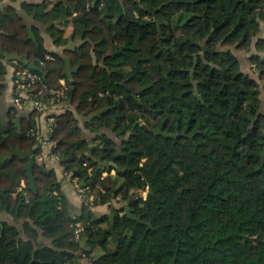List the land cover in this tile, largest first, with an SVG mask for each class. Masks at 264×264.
I'll use <instances>...</instances> for the list:
<instances>
[{
	"label": "trees",
	"instance_id": "trees-1",
	"mask_svg": "<svg viewBox=\"0 0 264 264\" xmlns=\"http://www.w3.org/2000/svg\"><path fill=\"white\" fill-rule=\"evenodd\" d=\"M21 10L53 23L46 31L58 47L66 40L55 24L70 21L80 45L46 60L19 14L0 9L2 52L27 53L0 55V99L4 64L39 76L30 94L44 102L65 79V100L98 136L90 146L72 111L49 131L64 175L87 189L72 215L55 172L36 162L39 112L19 130L13 116L0 119V214L11 218L0 220V264H264V0H58ZM10 147L33 150L35 190ZM146 188V200L131 196ZM119 194L140 222L113 211ZM98 205L114 214L115 242L102 235L109 216L90 210Z\"/></svg>",
	"mask_w": 264,
	"mask_h": 264
},
{
	"label": "crops",
	"instance_id": "crops-1",
	"mask_svg": "<svg viewBox=\"0 0 264 264\" xmlns=\"http://www.w3.org/2000/svg\"><path fill=\"white\" fill-rule=\"evenodd\" d=\"M58 0H15V1H9L4 0L0 3V9H4L6 7L13 8L19 15L20 21L23 23V25L26 27L27 32V39L30 40L33 44H36L37 41H39L46 51L48 52V55L50 54H56L59 56H64V54L68 51H72L75 48H77L80 45V41L74 40L72 36V26L71 22L67 23H56V27L63 32V37L66 40V44L62 46H55L53 40L49 37L47 34V28L51 27L53 25L50 24L48 26H43L40 23H37L34 21V16H30L25 14L21 10L22 4H32V5H38L41 3H46L48 6V9L52 8L54 3H56ZM260 28V37H264V21H261L259 23ZM28 29H31V35L32 38H30L28 34ZM20 48V46L18 45ZM3 54L5 59L7 61H14V60H25L27 53L23 56H19L16 53L12 55H8L5 52H2L0 47V55ZM18 56V59L10 60L8 58ZM249 56H245L247 59ZM244 58V57H243ZM241 60L242 58L239 57ZM6 75H5V92L3 97L0 99V119L3 123H7L9 121V118L13 116V123L16 129H20L23 120L27 117L28 113L31 110V106L29 103H25L22 107H17L13 104L12 98H13V82L15 79L14 76V70L10 64H4ZM68 76V75H67ZM70 77V76H69ZM70 81H72V78H69ZM60 88L57 90H54L56 92L55 97H51L50 99H45V103H49L52 99H54L53 104L49 106V111L47 113L41 114L38 113L36 117V127L38 128V134L40 135L42 141L44 144L40 146V154L36 157V162L39 164H42L46 170H52L55 172L60 191L62 195L65 197L69 211L72 215H81L84 201H85V193L87 189L84 188V184L78 182L76 180H71L70 177L64 175V169L61 165L62 160H58L54 156L51 155V148L52 145L48 142V136H49V128H50V119H55V116L62 115L66 111H72L74 112L76 119L79 121V125L82 128V136L85 140H87L90 143V146L93 145L94 140L98 136V132H91L87 129H84V123L88 122L90 118H84L77 116L75 113V106H72V104L65 100V95L71 90V86L68 85L67 81L65 79L59 80ZM19 118L18 123L16 122V119ZM107 173H103V177H105ZM110 175H114V171L110 172ZM23 186V183L21 184ZM80 189H85L81 191ZM102 191V190H101ZM103 192V191H102ZM88 199V204L93 202V197H86ZM91 212L94 214V216L100 220L104 218L105 216L110 215V207L109 205H98L95 207L90 208ZM0 220L11 222V218L6 214H0Z\"/></svg>",
	"mask_w": 264,
	"mask_h": 264
},
{
	"label": "built area",
	"instance_id": "built-area-1",
	"mask_svg": "<svg viewBox=\"0 0 264 264\" xmlns=\"http://www.w3.org/2000/svg\"><path fill=\"white\" fill-rule=\"evenodd\" d=\"M45 59L51 60L52 57L47 55ZM39 81H40L39 76H37L36 74L32 73L29 70L25 69V70L18 71L15 74V79L13 82L14 83L13 84V98H12L13 104L20 108L25 103H29L32 111H37L41 114L47 113L50 109L49 106L53 104L54 99H52L47 104L38 98L32 97V95L30 94V91L32 90L33 86ZM41 92L42 91H39V93ZM51 94H52V97L56 96L55 91H51ZM53 123H54V120L50 119L49 131L51 130ZM36 137H37V140L40 146L44 144L40 135H37ZM80 190L83 191L85 189H80ZM82 231H83V226L80 223H76V229L74 233L76 240H79Z\"/></svg>",
	"mask_w": 264,
	"mask_h": 264
},
{
	"label": "water",
	"instance_id": "water-1",
	"mask_svg": "<svg viewBox=\"0 0 264 264\" xmlns=\"http://www.w3.org/2000/svg\"><path fill=\"white\" fill-rule=\"evenodd\" d=\"M28 34H29L30 38H32L31 29H28ZM191 42L193 43V41H191ZM8 59H10V60L18 59V56H13V57H10ZM29 69L42 74V71L38 67H36L34 64H29ZM18 121H19V118L16 119L15 123H18ZM10 155L16 156L21 160H27V163H25L24 165L21 166V170L25 173V177L27 179L29 188L32 190H35L36 189V186H35V178L36 177L34 176L33 170H32L33 165L35 163L33 150L30 152H23L19 149L15 150L12 147H10ZM0 159H1V161H5V157H3L2 155H0ZM150 194H152L151 191H150ZM124 214L129 219L136 221V222H140L139 218H136L132 215L131 210L129 208L125 209ZM105 234L110 235L112 242H115L120 236V233L114 229V214H112V213L109 215V226H108V228L105 229L104 231H102V235H105Z\"/></svg>",
	"mask_w": 264,
	"mask_h": 264
},
{
	"label": "rangeland",
	"instance_id": "rangeland-1",
	"mask_svg": "<svg viewBox=\"0 0 264 264\" xmlns=\"http://www.w3.org/2000/svg\"><path fill=\"white\" fill-rule=\"evenodd\" d=\"M242 56H243V55H242ZM241 58H242V57H241ZM246 60H247V59H246L245 57L242 58V59H241L242 64L246 65V63H245ZM141 125L144 126L143 123H141ZM116 141H118V140H116ZM105 167H106V166H105ZM119 183H120V181H119ZM149 194H150V191L146 188L144 191H140V192H138V193H133V194H131V196H133L135 200L142 199V200L144 201V200H146V198H147V196H148ZM112 208H113V211H115V212L118 211L117 213H118L121 217L124 215V211H125V209H127L128 207H127V204H126L125 202L122 203V196H121L120 194L117 196L116 199H114V200L112 201ZM120 211H121V212H120ZM102 227L106 228V225L103 224ZM110 239H111V237H110ZM98 254H100L99 250H95V251L93 252V255H94V256H97Z\"/></svg>",
	"mask_w": 264,
	"mask_h": 264
},
{
	"label": "flooded vegetation",
	"instance_id": "flooded-vegetation-1",
	"mask_svg": "<svg viewBox=\"0 0 264 264\" xmlns=\"http://www.w3.org/2000/svg\"><path fill=\"white\" fill-rule=\"evenodd\" d=\"M144 107H145V108H147V109H149V107H148V106H146V105H144ZM177 137H178V135H176V136H175V138H177Z\"/></svg>",
	"mask_w": 264,
	"mask_h": 264
}]
</instances>
